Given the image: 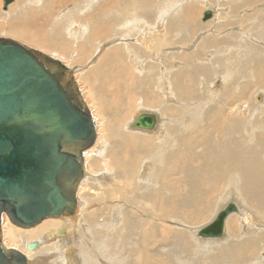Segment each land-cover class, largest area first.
<instances>
[{
    "label": "bare ground",
    "instance_id": "6f19581e",
    "mask_svg": "<svg viewBox=\"0 0 264 264\" xmlns=\"http://www.w3.org/2000/svg\"><path fill=\"white\" fill-rule=\"evenodd\" d=\"M91 1L93 5L89 10H92L93 25L80 14L81 11L86 10L85 6L88 7ZM106 1L74 0L75 8L64 16L66 24L75 23L79 17L84 19L79 21L77 30L78 36L83 37V43L80 46L69 41H65V45L62 46L53 33V30L66 29L63 20L53 22L51 16L54 6H62L63 0L59 2L39 0L33 4L30 0H25L23 5L21 3L18 6L16 12H26L29 6L40 9L30 10L36 15L33 21H40V13L45 11L46 15L43 14L45 20L42 18L43 24L39 26L42 36L36 28L38 35L35 33L36 37L34 34L32 36L34 44L43 47L56 46L59 49L68 47L71 54L86 50L88 45L92 50L97 51L106 40L118 37L119 43L112 46L98 64L97 70L101 74H97V70L95 73L103 86L108 83L112 86L109 102L111 114L116 121L114 128L116 131L111 132L119 138L111 144L118 146V153L123 152L118 160L113 157L112 163L114 166L117 163L118 174L119 171L123 172L127 192L116 201L102 200V197L98 195L97 201H100L98 205L92 206L91 200L81 202L79 190L90 179L86 178L88 172L85 171L79 184L73 215L44 219L46 221L42 220L41 224L38 223L40 225H34L33 228L20 227L12 223L5 215L0 233L4 248L12 255L22 257L26 264H44L49 260H53L50 264H264V259L258 256V253L264 251V8L257 13H246L244 20L229 21L228 28H230L226 33L222 31L226 24L218 19L212 32L208 31L209 35L207 33L201 37L202 39L200 38L201 41L198 39L193 42L198 44L194 47L195 51H187L188 53H182V51V54L178 55L173 52L180 49L179 44L187 45L193 40L192 34L194 35L203 27L193 17L198 10L197 3H191L193 6L182 5V7L183 0H141V2L127 0V5L124 7V0H109L107 4ZM257 1L259 0H228L229 4L223 8L227 9L229 14ZM223 11L222 9L221 13ZM14 13L10 15L14 16ZM152 23L155 25L151 26ZM49 25H52L53 35L49 34ZM91 27L94 28L91 30ZM7 29L9 32L17 31L16 26L11 23ZM159 29L163 31L162 39L155 34V31ZM142 31L145 36L152 34L145 38ZM141 32L143 38L139 41L133 40ZM99 33L102 35L99 36ZM127 39L130 41L128 42ZM158 45L172 48L170 50L167 48V52L152 51ZM39 52L45 57L57 59L44 51L39 50ZM159 52H164L162 57L165 59L180 56L188 64L189 69L180 70L176 67L173 70L168 65H163L160 58L154 59L157 63H153L151 57ZM203 54L212 58L211 64L210 60L207 64L197 61L196 58ZM34 55L37 56V53L34 52ZM73 56L75 60L81 57L79 54ZM194 61L195 65H193ZM135 67H138V71L134 73ZM68 68L76 79L74 69L69 66ZM158 69L163 72L162 80L158 76ZM219 71L224 77V84L206 93L209 98L204 100L199 98L197 104L188 105L186 102L187 105L183 107L189 111L186 117L172 120V124L165 125L166 122H162V118L160 119L162 116L157 111L143 109L128 122L127 128L133 130V121L141 112L156 113L159 120L152 131L158 129L157 142L144 135H130L124 131V123L134 109L132 99L135 94L141 93L140 97L144 96L142 103L152 104L160 101L158 92L163 98L171 94L169 91L172 87L179 92H175L179 98L182 96L181 92L187 89V78H191L192 88H194L192 91H196L199 86V76L207 81L212 74ZM76 82L78 84L77 79ZM128 84L132 87L131 95L125 93ZM253 87L262 92L263 100L261 103L255 104V102L253 106H250L243 103V99L248 96V91ZM166 92L168 93L164 94ZM191 94L194 99L198 96L192 92ZM258 99L260 100L257 98L256 101H259ZM171 100L175 101V98ZM84 105L88 113L92 114L87 100ZM98 138L96 126V138L84 152L85 165L90 155L94 153L93 147ZM183 148H187L182 152L184 160L179 165L169 167L170 158L180 156L179 151ZM108 151H112L111 146L105 147L103 154L106 155ZM198 157L202 158L203 163L197 168L193 160ZM93 163L96 165L95 158ZM176 171L180 174L186 171L187 175L183 177V180H178L179 186H175L176 190L172 188V192L163 191V195L162 190L158 189L162 179ZM101 185L108 192L111 188L115 189L117 183L115 177L107 176ZM129 186L133 187L129 188ZM182 186H187L188 188L185 187L187 190L183 191ZM86 187L85 195L89 197L100 189V183L97 180L88 181ZM208 196H210L209 202ZM225 200L228 203L222 207ZM235 202L239 204H237L238 208L226 217L223 232L218 237L202 238H220L225 234L222 239L207 241L193 239L192 235L196 237L198 230L212 224L218 212L220 214L225 207ZM240 203L244 206H240ZM249 204H254L255 210L249 209L240 214L239 218L242 219L243 225H238L235 220L230 221L229 230L226 232L228 218L234 213H239L241 207L248 208ZM94 207H97L95 209L97 212L90 219L87 210ZM219 207L222 208L207 225L196 229L190 226L193 222L207 218ZM74 218H78L81 225L74 238L70 239L67 235L72 229ZM167 220L176 221L179 226L172 225V229L165 223ZM93 221L95 223H92ZM186 226L189 228L185 229ZM43 235L46 238L55 236L66 238L61 241V244L54 241L44 245ZM35 239L39 241V244L32 250L27 249V243ZM71 242L75 244V248ZM158 242L162 245L155 254L159 251L162 261L159 260V256H157L158 260L154 257L155 254L151 249ZM40 244H42L41 247ZM39 247L41 249H37ZM70 249L74 250L70 251ZM25 250L35 251V255H38L42 262H38V258L32 260L33 257L25 253Z\"/></svg>",
    "mask_w": 264,
    "mask_h": 264
},
{
    "label": "water",
    "instance_id": "95a60500",
    "mask_svg": "<svg viewBox=\"0 0 264 264\" xmlns=\"http://www.w3.org/2000/svg\"><path fill=\"white\" fill-rule=\"evenodd\" d=\"M3 1L6 9L14 0ZM211 16L207 10L203 17ZM68 69L39 50L0 37V233L5 215L20 227H32L75 213L86 171L84 152L96 138V123ZM158 120L156 113L143 111L132 127L152 131ZM237 206L218 212L197 236L218 237ZM2 242L0 238V264H26ZM38 244L35 239L26 247Z\"/></svg>",
    "mask_w": 264,
    "mask_h": 264
},
{
    "label": "rangeland",
    "instance_id": "374dc122",
    "mask_svg": "<svg viewBox=\"0 0 264 264\" xmlns=\"http://www.w3.org/2000/svg\"><path fill=\"white\" fill-rule=\"evenodd\" d=\"M24 1L25 0H14L12 3L9 4L7 10H4V1L0 0V37L13 38L15 40H18V41L28 45L29 47L36 48L38 50H41L42 52L44 51V52H46V54L52 55V56L56 57L57 59H60L63 63L67 64V66H69L70 68L74 69V76H75V78L78 81L79 88L82 91V94H83L85 100H87V105L90 107V110H91V112L93 114V117L96 120L95 122H97L96 126H97L98 134H99V138L97 139V143L93 147V148H95L94 153L90 155L89 161H86V172H88V176H86V178H90L88 181L97 180L100 183V189H98L96 193L90 194V196L87 197L85 195V193L87 191V187H86V183L88 182L87 181V182H85V185L82 187V189L79 190V194H80L79 198H80L81 202H83V201L86 202L87 200H91L90 203L92 204V206L94 204H96V205L99 204L100 201H97L98 200V198H97L98 195H100L102 197V200H106V201L107 200L108 201L113 200V201H116L125 192H127V189L124 186L125 183H124V178H123V172L119 171V174H118V169H119L118 165H117V163H116L115 166L113 165L112 158L116 157V160H118V157L122 156L123 152L118 153L117 152L118 146L115 147L114 145L111 144L112 142L117 141L118 138H119V136L114 135L111 132V131H114V128H115V125H116L115 118L113 119V116L111 114V112H112L111 110L112 109H111L110 102H109V100H110L109 96H110V94L112 92V86L109 83L106 86H103L100 83V81L97 79V74H101V72L99 70H97V67H98V64H99L100 60L102 59V56L106 52L111 50L112 46H114L115 44L119 43V40L117 39L118 37H115V38H113L111 40H106L104 42V45H102L100 47L103 50L99 48V49H97V51H94L88 45L86 47V50L80 51L78 53H74V54H79L81 56V57H79V60H75V58L73 56L74 54L69 53L68 47H63V48L59 49L56 46H54V47H43V46L34 44L32 39H34V37H36L35 36L36 34L38 35V31H37L36 28H38V30L40 31V29H39L40 27L39 26H41L43 24L42 23V18H44V20H45V16L44 15H46V12L44 11L45 13L44 12L40 13V17H39L40 21H33V20H35L36 15L32 14L31 11H30V10H40V9L30 8V6H29V8L27 7L28 8L27 9L28 12L26 11V12H22V13H17L16 11H17L18 6L21 3L23 5ZM38 1L39 0H30V3L33 4V3H37ZM57 1L59 2L61 0H57ZM108 1L109 0L106 1V4L108 3ZM133 1L134 2H136V1H140L141 2V0H133ZM259 1H257L256 3H253L252 5L244 6L241 9H238L237 11H234L232 13L230 12L228 14L227 13V9H224L225 8L224 6L229 4L228 0H186V1L183 0L184 3L183 4L180 3L181 6L182 5L190 6L193 3H197L196 7H198V10H196V11L194 10L195 13L193 11V13H194L193 17H194L195 20L198 21V23L201 25V27L203 26L202 27L203 29L200 28L199 30H197L194 33V35L192 34L191 38L193 40L190 41L187 44L188 46L186 44L185 45L179 44L178 47L180 49H177L173 53L181 55L182 53H186L187 51H195L194 47L195 46L197 47L198 44L196 45L193 42L197 41L198 39L201 41V39H202L201 37H204L205 35H207L208 31H209V33H211L212 32L211 30H213L214 25H215V23L217 22L218 19H221V21H223V24H226L227 28L225 27L224 30H222L223 33L224 32L225 33L228 32V29L230 28V27L228 28V26H230L228 24L229 21H233V20H237V19L244 20V19H246V16H244L246 13L250 14V13H257V12L261 11L264 8L263 7L264 6V0H262V1L259 0ZM63 2H64V0H63ZM92 5H93V3L91 1V2L88 3V7L85 6L86 10L80 12V14H82L81 16L84 19H88V21L90 23H91V19H92V16H91L92 10H89V8L92 9ZM123 5H124V7L127 5V0H124ZM72 8H75L74 0H67L66 2H64V4L62 6H59V7L58 6H54V8L52 9V15H51L52 18H53V22H55L56 20H58V21L59 20H63L65 22L64 16L66 14H68L69 11ZM222 9L224 10L223 13H221ZM207 10H211L212 11V17L209 18L206 21V20H204V17H203L204 15L203 14ZM10 13H14V16H12L13 14L10 15ZM231 14H233V15H231ZM17 15H19V16H17ZM16 17H19V18H16ZM83 18L79 17V19H77V21L75 23L72 22V24H70V23L66 24V22H65L66 29H64V30H53L54 35L58 37V39L60 40V44L62 46L65 45V43H66L65 41H69L72 44L75 43L77 46H80L83 43V37L78 36V32H77V30L79 28L78 25H80L79 21L80 20H84ZM9 19H11V20H9ZM93 20H95V18H93ZM9 23H11V25L16 26V28H17L16 32H9V30L7 29V26L9 25ZM153 24L155 25V23H152L151 26ZM49 26H50L48 28V31L50 32L49 34H52V25H49ZM55 27H56L55 24H53V28H55ZM24 28H25V30L26 29L27 30L25 31ZM93 28L94 27H91V30ZM225 29H226V31H225ZM20 31H22V32H20ZM142 32H143V35H144V31H142ZM142 32L139 34L140 36L138 35V37L137 36L134 37L133 40L134 39H138L137 41L141 40L143 38V36H141ZM39 33H40L39 35L42 36L41 35V31ZM209 33H208V35H209ZM33 34H34V37H32ZM99 34H100L99 36L102 35V33H99ZM151 34L152 33H150L149 36H145L144 35V37L148 38V37L151 36ZM155 34L157 35L158 38H160V39L163 38V31L161 29H159L158 31L156 30ZM201 35H203V36H201ZM123 40H126V39H123ZM127 41L129 42L130 39H127ZM110 42H111V44H110ZM253 43H255V42H253ZM104 48H105V50H104ZM162 48H163V50H161ZM167 48H169V50H170L172 47L171 48L170 47H166L165 48V46L158 45V46H155L152 49V51H166L167 52L168 51ZM165 49H167V50H165ZM72 50H74V48ZM73 52H75V51H73ZM67 53H69V55ZM162 53L164 54V52H159V54H157V55L155 53L153 54V56L151 57V60L153 61V63L155 62L154 59L158 60V58H160L163 61V63H164L163 65H168V67L169 68H173V70H175L176 67L180 68V70L189 69L188 64L186 62H184L181 59L180 56L177 57V58H170V59L168 57H166V59H165L164 57H162L163 56ZM201 58H202L203 61L201 60ZM196 59H197L198 62H203V63H206V64H207V62L210 59L212 60V58H210L208 55L206 56V54L205 55L203 54V55L197 57ZM211 60H210V64H211ZM155 63H157V62H155ZM139 65L141 66V63ZM193 65H195V61H194ZM96 70H97V74L95 73ZM134 70H135V71H133L134 73L137 72L138 71V67L137 68L135 67ZM130 71H132V69H130ZM157 73H158V76L160 77V80H162L161 76H164L163 72L160 69H158ZM215 73H217V75H214ZM215 73L212 74L211 77L209 76L210 78L207 81H205L202 76H199V82H198L199 86H198V90H196V91H192L194 89V88H192V80H191L190 77L187 78L186 79L187 89H185L184 92H181L182 96L179 97V98L175 95V92L176 93H179V92L174 90V88H172V87H171V91H169L171 94H169L168 96L165 95L163 98L159 94L160 92H158L157 96H158L160 101L157 102V103H152V104H148L147 102L142 103V101L145 99L144 96H142L143 97L142 98V97H140L141 93H140V95H139V93L135 94V97L132 99L133 100V104H134V109L129 114L130 117L127 119V121L125 120L126 122L124 123V126H123L124 131L128 132L130 135H135V134L144 135L145 137H149L151 139H155V142H157L159 140V138H158L159 134L157 133L158 129H156L153 132V131H146V130H142V129H138V128L132 127L133 130H130V129L127 128L128 122L132 121L133 117L139 111H141L143 109L157 111L162 116V117H160V119L162 118V122H166L165 125L172 124L175 119H178V118L182 119V118L186 117L188 115L189 111L186 108H183V107L186 106L187 103H188V105H193V104H197L198 103L197 100L199 98H202L203 100L206 99V98H209L206 93L211 92L212 89L219 88L220 84H222V85L224 84V77L222 76V74H220L222 72L219 71V72H215ZM200 77L202 78L201 81H200ZM221 78H222V82H221ZM131 89H132V87L128 84V87L126 88V91H125L126 95H131V93H130ZM150 89H151V87L149 88V90ZM191 92L194 93L195 95L198 94L197 98L194 99V97L191 94ZM167 93L168 92H166L164 94H167ZM153 94H156V93H153ZM257 94H259V95H257ZM173 98H175V101L171 100ZM257 98H260V100L258 99L260 102L256 101ZM203 100H201V101H203ZM243 100H244L243 103L248 104L250 106H253L255 102H256L255 104H258V103L262 102L263 95H262V92H260L258 88L253 87L252 89H250L248 91V96L245 97ZM230 110H233V109L230 108ZM232 115H234V114H232ZM169 121H170V123H169ZM163 125H164V123H163ZM163 125H161V126H163ZM129 128H130V123H129ZM119 133H120V131H119ZM117 134H118V132H117ZM107 146H111L112 147V151L111 152L108 151V153H105L106 155H104L103 154V149L105 147H107ZM186 150H187V148H183V149H181L179 151L178 155H180V156L174 157V158H170L169 167L174 166V165H179V163H181V161L184 160V155H182V152H184ZM94 158L96 159V165H94V163H93ZM202 163H203V161H202L201 157H198L197 159L193 160V164L196 165L197 168ZM185 172L186 171H184V173H181V174L179 173V171H176L173 174L169 173L167 178L164 177L162 179L161 184L159 186L160 188H158V189H161L162 193H163V191L164 192H172V188H174L176 190L177 188H175V186H179L178 180H183L184 179L183 177L185 175H187V174H185ZM107 176L115 177V180H116V183H117V185H115L116 186L115 189L111 188L108 192L104 189L103 185H101V183L106 180ZM119 177H121V178H119ZM132 187L133 186H129V188H132ZM182 187H183V191H186L187 188H188L187 186H182ZM185 187H187V188H185ZM223 191H225V190H223ZM163 195H164V193H163ZM208 200H210V196L207 197V201ZM228 200H230V199H228ZM225 201H223L222 207L225 206L226 203H228V202H230L232 200H230L228 202L227 201L225 202ZM237 202H239V201H237ZM240 206L243 207L244 205L240 203ZM240 206H239V208H240ZM254 206H255L254 204H249L248 208H243L242 209V207H241L240 210H239V213L232 214L227 220L226 232L229 230L228 229V225H229L230 221H234L235 220V222L238 225H243L242 219L240 220V218H239L240 214L244 213L245 211H247L249 209L254 211L255 210V209H253ZM222 207H219L216 211H214V213L212 212V214H209L207 216V218L200 219V220H198L196 222H193L192 224H190V226L192 228L196 229V228H200V227H202L204 225H207ZM96 208L97 207H94L92 209L87 210V211H89L90 219L93 217V214L97 212V210H95ZM256 210H258L257 206H256ZM162 213H163V211H162ZM6 219L9 220L8 218H6ZM46 220H48V219H46ZM46 220H44V221H46ZM73 220H74V224H72V226H71L72 229L69 232V234L67 233L68 235L66 234L67 236H69L70 239L74 238L75 233L77 232V230L79 229V227L81 225V223H80L81 221H79L78 218H74ZM75 221H78V222L76 223ZM92 223H95V222L93 221ZM165 223L167 225H169L170 227H172V225H173V227L179 226V223H177L176 221H172V220L171 221L167 220V221H165ZM40 224H38V225H40ZM173 227H172V229H173ZM184 228L188 229L189 227L186 226ZM28 229H30V228H28ZM92 229H94V228H92ZM174 230H177V229H174ZM70 233H71V235H70ZM191 235H192V233H191ZM224 235L222 237H220V238H214V239H202V238L197 237V236L194 237L193 235H192V237H193V239L207 241V240L222 239L224 237ZM2 236H3V234H2ZM65 238L66 237H64V236H55V237L46 238V236L43 235L42 236V239H43L42 242H43L44 245L46 243L48 244V243L54 242V241H57L56 242L57 244H61V241H63ZM41 245L42 244H40V247H41ZM71 245H73L74 248H75V244L74 243L71 242ZM161 245H162V243L158 242V243H156L154 245V247H151L152 253L155 254L156 250L161 249L160 248ZM14 246L15 245H12V247H14ZM40 247L37 248V249H41ZM71 250H74V249H70V251ZM63 252L65 253L64 250H63ZM25 253L30 254L33 257L32 260H37V258H38V262H42V259L39 258L38 255H35V251L25 250ZM263 253H264V251L258 253V256H260V258H262V259H264ZM157 256H159V258L161 256L159 251L154 256L158 260ZM159 260L162 261L161 258ZM50 263H53V260H49L48 262H44V264H50Z\"/></svg>",
    "mask_w": 264,
    "mask_h": 264
},
{
    "label": "flooded vegetation",
    "instance_id": "af4514ba",
    "mask_svg": "<svg viewBox=\"0 0 264 264\" xmlns=\"http://www.w3.org/2000/svg\"><path fill=\"white\" fill-rule=\"evenodd\" d=\"M232 202V201H231Z\"/></svg>",
    "mask_w": 264,
    "mask_h": 264
}]
</instances>
